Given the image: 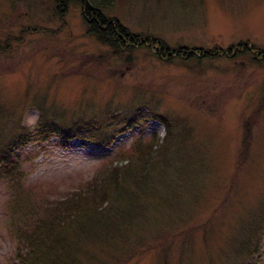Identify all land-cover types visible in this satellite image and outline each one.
<instances>
[{"label": "rangeland", "instance_id": "rangeland-1", "mask_svg": "<svg viewBox=\"0 0 264 264\" xmlns=\"http://www.w3.org/2000/svg\"><path fill=\"white\" fill-rule=\"evenodd\" d=\"M108 1L107 17L169 51L113 52L87 35L74 0L65 11L55 0H0L2 130L37 133L38 108L65 120L24 148L23 183L57 196L156 135L151 175H127L129 208L142 211L127 243L79 231L77 264H264V0ZM214 49L221 55L184 56ZM73 128L100 144L58 136ZM11 197L0 184V264L17 263Z\"/></svg>", "mask_w": 264, "mask_h": 264}, {"label": "trees", "instance_id": "trees-1", "mask_svg": "<svg viewBox=\"0 0 264 264\" xmlns=\"http://www.w3.org/2000/svg\"><path fill=\"white\" fill-rule=\"evenodd\" d=\"M74 1L81 7V16L87 35L109 47L113 52H129L138 45L151 44L157 45L158 51H169L164 43L149 37L141 43L138 35L129 33L116 19L107 17L106 11H108L110 1L93 0L92 3L88 0ZM68 2H73V0H55L54 3L65 11ZM238 46H240L239 50L244 49L239 51L241 54L242 51L249 54L250 49L256 50L254 46H248V44ZM173 51L178 56L184 53L183 50ZM192 51L199 50L193 49ZM256 54L260 55L258 57H264L262 51ZM220 55L219 51L214 49L206 53H186L184 56L188 59L199 60L216 58ZM38 110L40 117L36 125L37 133H31L27 129H18L13 132V127L12 134L6 135L0 125V184H4L12 196L9 200L7 214L12 217L9 220V226L15 241L16 264H77L79 262L77 256L82 250L79 231L85 235L92 233L97 240H100L101 235L98 234V229L100 234L104 233L106 236L104 238L106 243L107 241L118 242L116 238H122L127 243L125 234L129 232L128 225H135L134 223L142 214V211L138 209L136 211V209L129 208L132 205L131 197L124 195L127 175L130 174L133 180H138L133 183H138L151 175L155 163L152 155L155 154L161 141L153 135L150 142L146 143L147 146L134 145L135 148L128 150L126 155H122L123 159L126 158L123 166L122 163L115 164L114 160L110 161L106 163V167L101 172L94 174L90 179L83 181L82 178L75 188L66 186L67 189L53 196L49 189L45 191L43 187H28L23 183L26 177L20 156L26 145L35 140L36 142L41 140L45 134L46 137L42 140L46 141L49 134H57L56 131H59L57 126L65 124H62L65 120H59L58 117L51 116L47 120L43 109L38 108ZM133 122L134 120H131L129 125L137 124ZM69 124L73 126V119ZM64 132L58 135L62 136L63 140L78 138L97 142L85 137L78 128H73L72 135L69 134V137H66L67 131ZM97 143L100 144V142ZM51 186L54 190L55 187ZM258 222L260 224L256 229L264 223L260 220ZM77 234L78 237H76ZM252 242L244 243L242 248L243 252L248 251L254 256L257 252L255 249L257 245ZM161 255L164 258L165 252L163 251Z\"/></svg>", "mask_w": 264, "mask_h": 264}]
</instances>
